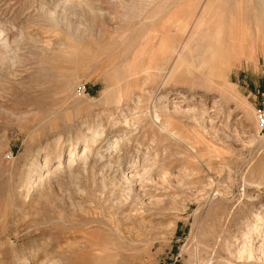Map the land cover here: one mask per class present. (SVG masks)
Returning a JSON list of instances; mask_svg holds the SVG:
<instances>
[{
	"label": "rangeland",
	"instance_id": "1",
	"mask_svg": "<svg viewBox=\"0 0 264 264\" xmlns=\"http://www.w3.org/2000/svg\"><path fill=\"white\" fill-rule=\"evenodd\" d=\"M65 1L0 0V22L5 27L16 28L11 38L12 49L22 60L13 71L0 73V264H191L186 250L191 248L194 236L204 246L200 247L198 256L201 260L208 258L205 252L216 250L215 239L222 232L229 234L226 224H220L218 218L226 210L225 203H215L208 216L196 225L193 220L196 206L186 213L185 203L175 201L176 196L182 195L180 191H173L167 185L155 195L156 199L162 200L161 204L145 210L133 201L123 207L116 206L114 199L100 187V182L101 178L108 179L104 168L108 165V140L128 133L122 125V114L133 123L128 130L132 131L128 136L133 144L122 150L125 163L143 147L160 157L155 169L158 174L167 172L175 179L180 177L185 181L196 165L201 166L207 180H217L219 170L208 172L192 161L185 145L167 140L161 135L160 123L153 122L152 93L155 96L164 91L175 93L188 88L170 85L162 90L158 83L145 76L131 81V99L118 97L114 102H108L113 70L131 62L138 48L136 40L154 32L148 20L151 13L163 7L168 9L163 16L166 17L183 6L198 9L209 0H179L175 4L166 0H81L85 3L82 9ZM208 5L218 6L226 20H232L235 28L243 29L244 43L252 47L255 57L254 60L235 59L230 49L223 45L224 48L219 50L224 54L222 62L229 68L224 77L226 87L210 92L196 89V93L190 92L192 94L188 96L192 98L194 94L205 93L208 105L213 98L220 100L224 107L235 111L234 115L240 121V133V126L245 127V132L254 130L255 118L264 121V4H260V0H220ZM134 8L135 12L132 11ZM170 30L167 43L177 50L185 38L175 29ZM155 33L154 47L149 49H155L158 44L160 33L157 29ZM122 36H127L132 44L135 42L133 49L101 50L108 46V41ZM61 40L79 41L80 45L90 43L95 48L92 57L68 69L61 78L36 70L40 57L54 53ZM141 42L140 39L138 44ZM152 73L154 75L155 71ZM71 82L76 84L74 89L77 88L78 93H87L88 103L83 98L81 103L69 104L68 84ZM134 95L141 99L138 105L133 102ZM185 105L186 108L189 104ZM81 119L103 132L96 151L105 157L96 163L95 171L86 176L79 169L74 170V174L82 177L86 194L74 192L71 182L76 181V174L63 183L73 204L72 210L68 206L45 210L30 206L25 202L22 186L25 171L35 159L34 151L62 137L63 151L67 154L69 140L81 128ZM160 119L177 126L184 138L195 139L197 128L193 124L187 125L168 115H162ZM217 146L224 154V172L229 168L237 171L248 155L238 145ZM238 189L237 186L234 189L236 199ZM261 192L260 197L264 198V192ZM246 205L238 213L235 206L228 207L230 213L226 218L230 226L237 227V221L249 217L254 206ZM176 211L181 217L171 234L166 228L174 220ZM126 215H130V219ZM89 236L95 243L92 249L102 251L100 259L77 261L90 252L86 242ZM216 260L214 257L213 261Z\"/></svg>",
	"mask_w": 264,
	"mask_h": 264
},
{
	"label": "bare ground",
	"instance_id": "2",
	"mask_svg": "<svg viewBox=\"0 0 264 264\" xmlns=\"http://www.w3.org/2000/svg\"><path fill=\"white\" fill-rule=\"evenodd\" d=\"M166 1L175 4L179 0ZM219 1L209 0L207 5H201L198 9L183 6L166 17L163 16L168 9L165 10L163 7L158 8L157 12L151 13L148 20L150 21L149 25L151 24L153 27L152 32L155 33L157 29V32L160 33L156 48L149 49L154 47L155 41L153 40L155 35L157 38L156 33H152L153 36L148 35L144 39L141 37L136 40L138 48L133 54L131 62L113 70L112 82L108 86V102H114L118 97H130L131 99V81L136 78L138 80L142 77L146 78L145 76L154 83H158L162 90L167 89L170 85L188 88L189 91L188 89H182L175 93L164 91V93L155 96L151 92L154 97L150 103L155 115L153 122L160 123L161 135L167 140L185 145L192 161L201 164L202 168L208 172L219 170L217 180H207L201 166L196 165L192 168L191 176L188 174L185 181L180 177L175 179L167 172L158 174L155 169L158 168L160 157L157 153L151 154L150 150L145 151L143 147L132 152L133 155L125 163L122 158V150L128 145L131 148L130 145L133 144V140L131 142L128 136L129 133H132L128 130L131 129L133 123L122 114L120 115L122 125L128 133L114 140H108V165L104 166L108 173L106 177L108 179L101 178L100 187L114 199L116 206L123 207L129 201H133L135 205L146 210L161 204L162 200L156 199L155 195L158 190H164L167 185L173 191H180L182 195L176 196L175 201L185 203L186 213L196 206L193 213L196 225L208 216L215 203H225L226 210L218 218L220 224H226L229 234L222 232L215 239L214 249L216 250H212L213 252L206 250L205 253L209 256L204 260L198 256L202 245L197 236H194L191 248L186 250V253L190 254L191 264H264V198L259 194L261 191L264 192V135L262 134L264 121L253 118L254 130L245 132V127L240 126V133L238 131L239 118L235 117L234 110L224 107L223 102L213 98L211 104L208 105L205 93L196 94L198 97L195 94L192 98L188 96L190 92L194 93L195 91L196 93V89L210 92L221 91L226 87L224 77L229 68L222 62L221 56L224 54L220 53L219 49L224 48L223 45H226L228 50L230 49L229 51L232 52L235 59L245 57L254 60L255 57L252 47L244 43L243 29L235 28L232 20H226L218 6L208 5L217 4ZM67 4L82 9L85 3L81 0H67ZM260 4H264V0H260ZM134 10L136 9H132V11ZM128 19L130 18L128 17ZM11 26L5 27L0 22V73L13 71L22 64L18 52L12 49L11 38L16 28ZM172 28L185 38L179 43L177 50L167 43V37ZM140 39L142 42L138 44ZM133 44L127 36H122L119 39L108 41V46L101 47V50L108 48V51H111L124 47L129 51L131 47L133 49ZM94 49L90 43L80 45L79 41L69 43L61 40L57 48L54 49V53L40 57L36 70L47 73L51 77H64L68 73V69L91 58ZM152 70L155 71L154 75ZM74 84L72 82L68 84L67 101L69 104L81 103L83 98L88 103L87 93L85 91L78 93V89H74ZM132 97L136 105L141 102L139 96ZM185 104L189 105L185 108ZM162 115L176 118L187 125L193 124L197 128L195 139L184 138L177 126L161 122ZM89 124L85 119H81V128H78L69 140L67 154L63 151L62 137H57L51 143L34 151L36 152L35 159L27 167L23 178V195H25L27 204L42 210L57 207L66 208L67 206L68 209H73V204L64 189L65 179L75 176L76 168L83 176H86L88 172L93 173L96 163L105 158L99 150L96 151V145L101 141L103 132L90 127ZM214 144L225 145L228 148L238 145L248 155L241 161L242 166L237 171L229 168L227 172H224L222 166L224 154ZM141 159L143 161H140ZM214 164L218 167L215 168ZM75 177L76 181L71 182L74 192L81 195L86 194L82 187V177L78 174ZM236 186L239 188L237 199L234 195ZM246 204L254 206L249 217L245 221H237V227L230 226L226 218L230 213L228 207L235 206L238 213L242 207L247 206ZM178 213L179 211L175 212L174 220L166 228L171 234L178 226V220L181 217ZM125 217L130 219V215ZM89 237L86 242L90 252L80 256L77 261L93 262L100 259L102 251L92 249V245L95 243L93 237ZM98 251L99 254H97ZM214 257H216V261H213Z\"/></svg>",
	"mask_w": 264,
	"mask_h": 264
}]
</instances>
